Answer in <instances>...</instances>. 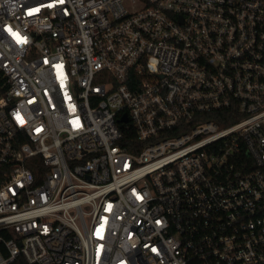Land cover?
<instances>
[{
	"label": "built area",
	"instance_id": "built-area-1",
	"mask_svg": "<svg viewBox=\"0 0 264 264\" xmlns=\"http://www.w3.org/2000/svg\"><path fill=\"white\" fill-rule=\"evenodd\" d=\"M0 176V264H264V0H0Z\"/></svg>",
	"mask_w": 264,
	"mask_h": 264
},
{
	"label": "trees",
	"instance_id": "trees-1",
	"mask_svg": "<svg viewBox=\"0 0 264 264\" xmlns=\"http://www.w3.org/2000/svg\"><path fill=\"white\" fill-rule=\"evenodd\" d=\"M204 120H215V121L221 123L223 126L230 125V124H232L233 122H235V121H233V120H231V119L222 122V121H220V120H218V119L216 118V114H207V115L204 116ZM2 179H3V178L0 176V181H1Z\"/></svg>",
	"mask_w": 264,
	"mask_h": 264
},
{
	"label": "water",
	"instance_id": "water-1",
	"mask_svg": "<svg viewBox=\"0 0 264 264\" xmlns=\"http://www.w3.org/2000/svg\"><path fill=\"white\" fill-rule=\"evenodd\" d=\"M124 121H126V119H124Z\"/></svg>",
	"mask_w": 264,
	"mask_h": 264
}]
</instances>
